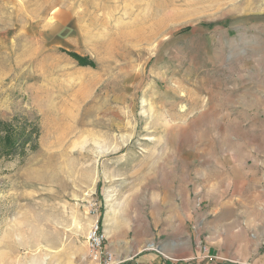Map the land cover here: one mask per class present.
<instances>
[{
	"label": "rangeland",
	"instance_id": "1",
	"mask_svg": "<svg viewBox=\"0 0 264 264\" xmlns=\"http://www.w3.org/2000/svg\"><path fill=\"white\" fill-rule=\"evenodd\" d=\"M0 122V264H264V0H0Z\"/></svg>",
	"mask_w": 264,
	"mask_h": 264
},
{
	"label": "trees",
	"instance_id": "2",
	"mask_svg": "<svg viewBox=\"0 0 264 264\" xmlns=\"http://www.w3.org/2000/svg\"><path fill=\"white\" fill-rule=\"evenodd\" d=\"M71 56L82 64L86 61V64L92 65V62L77 54H71ZM30 128H27L25 124L17 126L12 123L0 122V149L12 157L19 155L20 151L27 145H29L30 150H36L38 148L39 130L35 126H30Z\"/></svg>",
	"mask_w": 264,
	"mask_h": 264
},
{
	"label": "crops",
	"instance_id": "3",
	"mask_svg": "<svg viewBox=\"0 0 264 264\" xmlns=\"http://www.w3.org/2000/svg\"><path fill=\"white\" fill-rule=\"evenodd\" d=\"M258 226L252 227V229L258 230ZM260 228V226H259ZM215 249V246L213 247V250ZM212 253H215L212 251ZM185 261H187L185 264H200L199 262L193 261L194 257L188 256L186 257ZM193 261V262H191ZM183 262V261H182ZM127 264H174L170 258L165 256L162 252H140L137 255H135L132 259L127 261ZM184 264V263H179ZM228 264V263H226Z\"/></svg>",
	"mask_w": 264,
	"mask_h": 264
},
{
	"label": "built area",
	"instance_id": "4",
	"mask_svg": "<svg viewBox=\"0 0 264 264\" xmlns=\"http://www.w3.org/2000/svg\"><path fill=\"white\" fill-rule=\"evenodd\" d=\"M99 226H96L95 229L91 231L89 241L91 243V252L95 253V256H98V251L102 248V238L98 234Z\"/></svg>",
	"mask_w": 264,
	"mask_h": 264
}]
</instances>
